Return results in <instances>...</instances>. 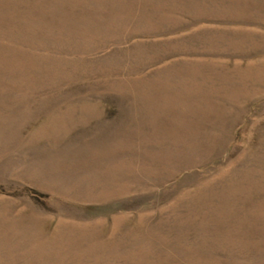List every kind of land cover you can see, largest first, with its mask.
<instances>
[{
	"label": "rangeland",
	"instance_id": "374dc122",
	"mask_svg": "<svg viewBox=\"0 0 264 264\" xmlns=\"http://www.w3.org/2000/svg\"><path fill=\"white\" fill-rule=\"evenodd\" d=\"M0 264H264V0H0Z\"/></svg>",
	"mask_w": 264,
	"mask_h": 264
}]
</instances>
